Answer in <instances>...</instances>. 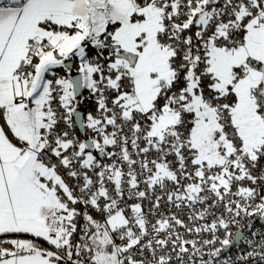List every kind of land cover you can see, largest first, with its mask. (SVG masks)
Here are the masks:
<instances>
[{"label":"snow or ice","instance_id":"6c2138e0","mask_svg":"<svg viewBox=\"0 0 264 264\" xmlns=\"http://www.w3.org/2000/svg\"><path fill=\"white\" fill-rule=\"evenodd\" d=\"M262 162L264 0H0V264H264Z\"/></svg>","mask_w":264,"mask_h":264},{"label":"built area","instance_id":"2783aa9c","mask_svg":"<svg viewBox=\"0 0 264 264\" xmlns=\"http://www.w3.org/2000/svg\"><path fill=\"white\" fill-rule=\"evenodd\" d=\"M262 163H264V162H262ZM257 226H259V224H257Z\"/></svg>","mask_w":264,"mask_h":264}]
</instances>
